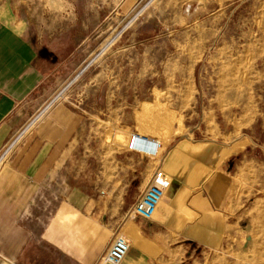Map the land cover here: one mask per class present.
Segmentation results:
<instances>
[{
    "label": "rangeland",
    "instance_id": "1",
    "mask_svg": "<svg viewBox=\"0 0 264 264\" xmlns=\"http://www.w3.org/2000/svg\"><path fill=\"white\" fill-rule=\"evenodd\" d=\"M2 9L68 61L21 127L55 97L49 118L70 106L96 113L98 130L234 153L222 171L240 228L188 264H264V0H0ZM38 127L0 157V194L17 193L9 163Z\"/></svg>",
    "mask_w": 264,
    "mask_h": 264
},
{
    "label": "crops",
    "instance_id": "2",
    "mask_svg": "<svg viewBox=\"0 0 264 264\" xmlns=\"http://www.w3.org/2000/svg\"><path fill=\"white\" fill-rule=\"evenodd\" d=\"M4 13L0 154L68 62L49 40L37 41L25 23ZM97 122L96 113L85 118L61 106L14 152L9 185L17 193L0 194V264H98L119 235L131 244L121 264H188L194 253L226 246L241 223L222 171L234 153L222 159L181 142L164 144L163 158H155L129 144L135 135L157 137L124 129L116 136ZM160 166L172 186L156 214L130 216Z\"/></svg>",
    "mask_w": 264,
    "mask_h": 264
},
{
    "label": "built area",
    "instance_id": "3",
    "mask_svg": "<svg viewBox=\"0 0 264 264\" xmlns=\"http://www.w3.org/2000/svg\"><path fill=\"white\" fill-rule=\"evenodd\" d=\"M54 98L50 97L45 106L38 110L32 118L17 131L12 141L5 146L3 152L0 154L1 158H7L31 130L41 125L49 118L52 108L55 102H57ZM149 144L153 147L152 150L145 148V145ZM162 147L163 144L158 139L142 138L136 135L132 137L129 144L131 150H141L152 157L161 159L163 158L161 152ZM171 186V178L166 174L162 166H160L149 187L136 202L130 216L141 217L147 220L152 219L163 197ZM130 247L131 244L125 236H117L109 248L102 254L98 264H121L129 252Z\"/></svg>",
    "mask_w": 264,
    "mask_h": 264
},
{
    "label": "bare ground",
    "instance_id": "4",
    "mask_svg": "<svg viewBox=\"0 0 264 264\" xmlns=\"http://www.w3.org/2000/svg\"><path fill=\"white\" fill-rule=\"evenodd\" d=\"M130 139H132V137ZM130 142H131V140H130Z\"/></svg>",
    "mask_w": 264,
    "mask_h": 264
}]
</instances>
